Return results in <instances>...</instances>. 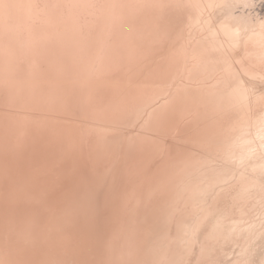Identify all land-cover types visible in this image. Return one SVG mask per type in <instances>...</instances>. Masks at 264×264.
Instances as JSON below:
<instances>
[{"label": "rangeland", "instance_id": "1", "mask_svg": "<svg viewBox=\"0 0 264 264\" xmlns=\"http://www.w3.org/2000/svg\"><path fill=\"white\" fill-rule=\"evenodd\" d=\"M196 3L195 19L182 27L198 66L188 110L200 118L186 134L202 137H172L178 150L185 146L173 154L172 168H99L102 184L55 199L53 212L46 203L0 205V264H264V0ZM207 107L225 110L211 115ZM142 118L132 137H158L152 143L160 148L156 159L163 158L167 138L161 127L146 135L149 119Z\"/></svg>", "mask_w": 264, "mask_h": 264}, {"label": "bare ground", "instance_id": "2", "mask_svg": "<svg viewBox=\"0 0 264 264\" xmlns=\"http://www.w3.org/2000/svg\"><path fill=\"white\" fill-rule=\"evenodd\" d=\"M193 1L0 0V205L46 203L53 212L55 199L102 184L99 168L144 174L176 164L172 137H191L188 124L200 118L188 110L196 71L182 27L196 14ZM213 108L207 114L225 110ZM143 115L146 135L161 127L167 138L163 158L156 159L158 137H132ZM121 182L129 187L126 176Z\"/></svg>", "mask_w": 264, "mask_h": 264}]
</instances>
